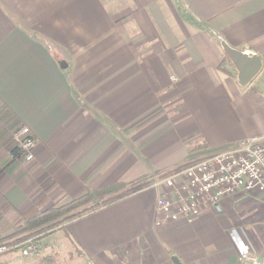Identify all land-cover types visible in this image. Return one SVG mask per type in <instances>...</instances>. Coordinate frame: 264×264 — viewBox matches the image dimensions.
<instances>
[{"label":"crops","instance_id":"obj_1","mask_svg":"<svg viewBox=\"0 0 264 264\" xmlns=\"http://www.w3.org/2000/svg\"><path fill=\"white\" fill-rule=\"evenodd\" d=\"M223 44L261 58L246 86ZM20 125L37 139L29 163L13 144ZM262 135L264 0H0L1 222ZM163 189L69 221L63 243L93 264H238L229 230L264 195L157 225ZM235 228L264 258V226Z\"/></svg>","mask_w":264,"mask_h":264},{"label":"built area","instance_id":"obj_2","mask_svg":"<svg viewBox=\"0 0 264 264\" xmlns=\"http://www.w3.org/2000/svg\"><path fill=\"white\" fill-rule=\"evenodd\" d=\"M36 143L29 127L20 125L17 128L13 144L22 162L29 163L34 159ZM162 176L150 183L152 187L170 189L169 196L157 199V225L178 220L190 223L204 204L221 212L222 198L238 191L264 195V135L251 136L204 156L190 158ZM229 236L237 252L238 264H264V258L253 252L239 229L231 228ZM10 252L27 258L37 252V247L32 239L11 245L0 244V256Z\"/></svg>","mask_w":264,"mask_h":264},{"label":"trees","instance_id":"obj_3","mask_svg":"<svg viewBox=\"0 0 264 264\" xmlns=\"http://www.w3.org/2000/svg\"><path fill=\"white\" fill-rule=\"evenodd\" d=\"M228 57L225 55V61ZM236 74H237V70ZM150 185L148 181L137 182L129 187L124 186H109L102 189L87 190L83 195L70 200L59 206L49 209L40 210L32 206L24 213L12 215L11 223L14 226V231L8 235L0 236V244H15L23 242L26 239H32L38 243L43 237H47L57 231H62L65 237H68L66 224L86 213L95 211L101 206L109 205L125 196H128L146 186ZM5 215L8 210L5 209ZM76 253L83 257V254L74 249L71 256ZM14 255L15 252H10L6 255ZM45 261L51 262V257H45Z\"/></svg>","mask_w":264,"mask_h":264},{"label":"rangeland","instance_id":"obj_4","mask_svg":"<svg viewBox=\"0 0 264 264\" xmlns=\"http://www.w3.org/2000/svg\"><path fill=\"white\" fill-rule=\"evenodd\" d=\"M232 71L236 75V71L235 70ZM169 172L170 170L164 172H155L151 174L150 182L153 183V181L154 182L158 181L159 179H161V177H163L162 176L163 173L168 174ZM162 188H166V187H159V189ZM166 190L163 189V191H166L165 195L169 196L170 189L166 188ZM163 191L159 193L158 198L164 195ZM59 205H54L53 207ZM12 215L14 214H6V215L3 214V218L1 217V219H3L2 220L3 222L0 221V236L8 235L14 231V226L11 223ZM238 216H239V220L238 223L234 225L235 227L242 228V226H252V225L264 226L263 206L258 207L251 216H248L243 213H241V215L238 214ZM249 219H251V221L253 220L252 224H248L249 222L247 221ZM62 233L63 232L61 231L56 234L54 233L55 235L51 234L52 236L49 235L47 237H43L42 239H40L38 243H35L37 247V252L34 253L32 256L27 258H21L17 254L3 255L0 256V264H88L89 261L92 262V260H85L83 257L78 256L76 253H74L71 256V252H73L74 249L70 248L67 244L65 245V243H63L64 233L63 234ZM45 257H51L52 261L51 262L45 261ZM171 262L173 264H177V260L171 259Z\"/></svg>","mask_w":264,"mask_h":264},{"label":"water","instance_id":"obj_5","mask_svg":"<svg viewBox=\"0 0 264 264\" xmlns=\"http://www.w3.org/2000/svg\"><path fill=\"white\" fill-rule=\"evenodd\" d=\"M223 51L237 70V79L241 86H246L259 74L262 68L261 58L247 55L223 44Z\"/></svg>","mask_w":264,"mask_h":264}]
</instances>
